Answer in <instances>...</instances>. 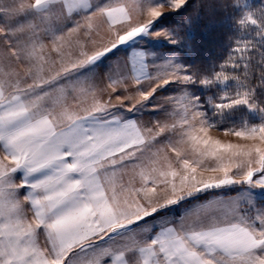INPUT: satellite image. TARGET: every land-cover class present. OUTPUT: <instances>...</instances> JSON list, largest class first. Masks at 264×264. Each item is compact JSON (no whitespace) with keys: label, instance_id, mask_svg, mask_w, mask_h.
I'll return each instance as SVG.
<instances>
[{"label":"snow or ice","instance_id":"obj_1","mask_svg":"<svg viewBox=\"0 0 264 264\" xmlns=\"http://www.w3.org/2000/svg\"><path fill=\"white\" fill-rule=\"evenodd\" d=\"M0 264H264V0H0Z\"/></svg>","mask_w":264,"mask_h":264},{"label":"trees","instance_id":"obj_2","mask_svg":"<svg viewBox=\"0 0 264 264\" xmlns=\"http://www.w3.org/2000/svg\"><path fill=\"white\" fill-rule=\"evenodd\" d=\"M209 51L211 52V51H214V49H212L211 47L209 48Z\"/></svg>","mask_w":264,"mask_h":264}]
</instances>
